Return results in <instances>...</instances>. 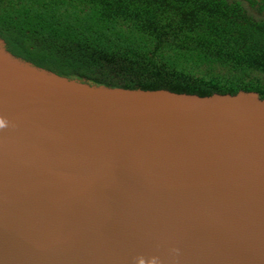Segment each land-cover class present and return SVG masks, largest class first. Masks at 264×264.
<instances>
[{"label": "water", "instance_id": "obj_1", "mask_svg": "<svg viewBox=\"0 0 264 264\" xmlns=\"http://www.w3.org/2000/svg\"><path fill=\"white\" fill-rule=\"evenodd\" d=\"M0 264H264V99L68 79L0 41Z\"/></svg>", "mask_w": 264, "mask_h": 264}, {"label": "trees", "instance_id": "obj_2", "mask_svg": "<svg viewBox=\"0 0 264 264\" xmlns=\"http://www.w3.org/2000/svg\"><path fill=\"white\" fill-rule=\"evenodd\" d=\"M0 41L98 86L264 99V0H0Z\"/></svg>", "mask_w": 264, "mask_h": 264}, {"label": "clouds", "instance_id": "obj_3", "mask_svg": "<svg viewBox=\"0 0 264 264\" xmlns=\"http://www.w3.org/2000/svg\"><path fill=\"white\" fill-rule=\"evenodd\" d=\"M5 123L3 121H0V127H4Z\"/></svg>", "mask_w": 264, "mask_h": 264}]
</instances>
